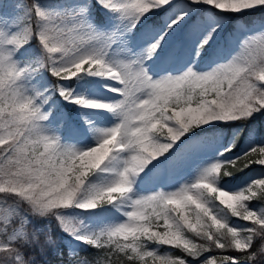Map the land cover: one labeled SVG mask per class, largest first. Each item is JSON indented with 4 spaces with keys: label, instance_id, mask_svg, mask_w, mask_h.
Instances as JSON below:
<instances>
[{
    "label": "snow or ice",
    "instance_id": "1",
    "mask_svg": "<svg viewBox=\"0 0 264 264\" xmlns=\"http://www.w3.org/2000/svg\"><path fill=\"white\" fill-rule=\"evenodd\" d=\"M0 264H264V0H0Z\"/></svg>",
    "mask_w": 264,
    "mask_h": 264
},
{
    "label": "rangeland",
    "instance_id": "2",
    "mask_svg": "<svg viewBox=\"0 0 264 264\" xmlns=\"http://www.w3.org/2000/svg\"><path fill=\"white\" fill-rule=\"evenodd\" d=\"M13 2H14V0H13ZM251 20H252V27L255 28V29H258L259 24H260L259 15L255 16V17H252ZM256 127H260V124H259L258 121L256 122ZM252 175H255V173H252Z\"/></svg>",
    "mask_w": 264,
    "mask_h": 264
}]
</instances>
